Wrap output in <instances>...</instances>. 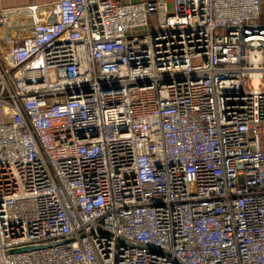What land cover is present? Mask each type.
<instances>
[{
    "label": "built area",
    "instance_id": "built-area-1",
    "mask_svg": "<svg viewBox=\"0 0 264 264\" xmlns=\"http://www.w3.org/2000/svg\"><path fill=\"white\" fill-rule=\"evenodd\" d=\"M263 4L0 3V264H264Z\"/></svg>",
    "mask_w": 264,
    "mask_h": 264
},
{
    "label": "crops",
    "instance_id": "crops-1",
    "mask_svg": "<svg viewBox=\"0 0 264 264\" xmlns=\"http://www.w3.org/2000/svg\"><path fill=\"white\" fill-rule=\"evenodd\" d=\"M17 1H18V0H0V3H1V4L8 5V4L16 3Z\"/></svg>",
    "mask_w": 264,
    "mask_h": 264
},
{
    "label": "rangeland",
    "instance_id": "rangeland-1",
    "mask_svg": "<svg viewBox=\"0 0 264 264\" xmlns=\"http://www.w3.org/2000/svg\"><path fill=\"white\" fill-rule=\"evenodd\" d=\"M260 20L264 21V4H263V12H262ZM1 33H2V29H0V35Z\"/></svg>",
    "mask_w": 264,
    "mask_h": 264
}]
</instances>
